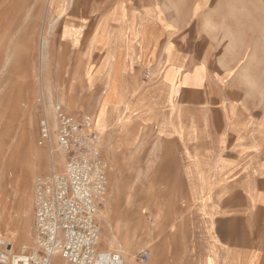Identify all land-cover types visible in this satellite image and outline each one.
Wrapping results in <instances>:
<instances>
[{"label":"rangeland","instance_id":"374dc122","mask_svg":"<svg viewBox=\"0 0 264 264\" xmlns=\"http://www.w3.org/2000/svg\"><path fill=\"white\" fill-rule=\"evenodd\" d=\"M201 1L0 0V231L18 246L33 244L36 179L63 166L54 133L50 144L39 145L40 122L46 118L53 127L57 104L97 121L112 62L110 46L94 45L91 35L108 34L101 8L116 3L125 5L118 20L122 28L116 29L126 41L112 49L120 47L132 60L130 75L120 80L121 98L108 131L101 134L109 185L98 215L100 249L133 264H198V205L187 201L181 167L163 164L164 150L189 148L173 112L182 106L189 82L206 93L210 107L251 102L255 108L249 111L260 112L264 106V31L247 20L233 26V37L220 9L226 0H208L196 11ZM246 3L264 9V0ZM88 5L91 30L81 29L74 44L66 26L70 17L76 21L71 28L79 18L86 20ZM144 6L151 25L148 48ZM210 17L213 25L207 23ZM246 106L234 110L246 112ZM211 118V145L217 147L221 115ZM231 145L229 137L223 147ZM6 221L16 225L5 230ZM144 251L151 253L149 260L141 258ZM52 263L65 264L60 256Z\"/></svg>","mask_w":264,"mask_h":264},{"label":"crops","instance_id":"0c3cea01","mask_svg":"<svg viewBox=\"0 0 264 264\" xmlns=\"http://www.w3.org/2000/svg\"><path fill=\"white\" fill-rule=\"evenodd\" d=\"M143 1L145 3L146 0ZM201 2L196 11L202 5L206 6L208 0ZM225 3L220 9H225L227 32L233 37L236 36L233 26H243L247 20L254 24L257 22L264 31V9H254L247 5L246 0H226ZM124 6L116 3L102 5L103 22L107 26L104 30L108 34L96 37L93 32L91 35L94 45L110 46L108 52L112 62L111 78L100 100L95 123L100 134L108 131L107 121L116 110L115 104L120 101V80L131 71L129 62L132 55L120 47L112 49V46H121L126 41L125 33L120 32L123 23L118 22ZM89 8L88 5L86 20L79 18V25L71 28L76 21L70 17L72 24L66 26L65 30L70 31L74 44L81 39V29L91 30L87 19ZM147 15L148 9L144 6L142 30L146 48L151 29ZM213 22L212 17L208 18V24L213 25ZM116 26L121 28L117 30ZM167 50L170 54L171 47ZM248 70L249 66L245 67L242 76L247 78ZM191 86L195 87L192 82L185 86L190 89L185 90L187 95L182 106L177 107L172 116V120L182 122L183 141L189 148L177 153L164 150L162 156L165 158L163 164L168 168L176 164L181 167L189 194L187 201L190 205H198V264H264V106L260 112L249 111L255 108L251 102H233V106L219 102L210 107L206 93L200 87L197 90ZM245 104L248 111L234 110L235 107L244 108ZM211 108L215 109L212 114ZM211 115H221L222 120L217 147L211 145L215 139L210 133L213 131L209 122ZM229 137L232 145L223 147ZM130 264L133 263L130 261Z\"/></svg>","mask_w":264,"mask_h":264},{"label":"built area","instance_id":"2783aa9c","mask_svg":"<svg viewBox=\"0 0 264 264\" xmlns=\"http://www.w3.org/2000/svg\"><path fill=\"white\" fill-rule=\"evenodd\" d=\"M52 133L63 166L35 181L33 244L18 246L0 231V264H53L56 256L65 264H125L118 252L100 249L98 215L108 193L109 167L95 117L76 116L57 104L53 127L46 118L40 122L39 145L50 144ZM140 256L149 260L151 253Z\"/></svg>","mask_w":264,"mask_h":264},{"label":"bare ground","instance_id":"6f19581e","mask_svg":"<svg viewBox=\"0 0 264 264\" xmlns=\"http://www.w3.org/2000/svg\"><path fill=\"white\" fill-rule=\"evenodd\" d=\"M96 130V129H95ZM10 223H13L14 225H16V223L15 222H11V221H6L5 223H4V229L5 230H7L8 229V227H9V225H10ZM23 227H24V225H22ZM22 230H23V234H24V229L22 228ZM111 245H112V243H111ZM32 246V245H31ZM110 246V245H109ZM126 261V264H130V260L128 259V258H126L125 257V260H124V262Z\"/></svg>","mask_w":264,"mask_h":264}]
</instances>
